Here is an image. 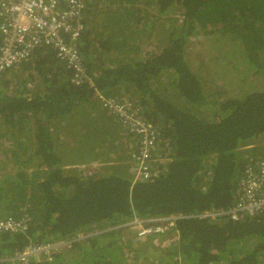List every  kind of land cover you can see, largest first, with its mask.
Returning <instances> with one entry per match:
<instances>
[{"label": "trees", "instance_id": "16d2710c", "mask_svg": "<svg viewBox=\"0 0 264 264\" xmlns=\"http://www.w3.org/2000/svg\"><path fill=\"white\" fill-rule=\"evenodd\" d=\"M84 3L77 47L90 83L74 84L45 48L0 75V217L27 219L24 231L0 234V264H16L28 244L71 240L26 264H264V211L181 218L142 239L118 228L229 210L245 169L264 162V0ZM206 57L218 74L211 81L199 65ZM98 95L131 103L156 127L160 159L148 176L133 178L138 143L127 132L122 142L119 123L101 139L66 141ZM69 159L102 163L81 170Z\"/></svg>", "mask_w": 264, "mask_h": 264}, {"label": "built area", "instance_id": "2783aa9c", "mask_svg": "<svg viewBox=\"0 0 264 264\" xmlns=\"http://www.w3.org/2000/svg\"><path fill=\"white\" fill-rule=\"evenodd\" d=\"M84 0H0V75L28 61L40 48L51 50L55 57L72 73L76 85L90 83L77 42L84 30ZM102 107L116 118L127 133L136 138L138 150L133 157L130 171L135 179L148 176L152 164L159 161L156 127L137 114L131 103H122L112 97H101ZM101 164L79 166V169L96 168ZM78 168V166H76ZM264 211V162L251 165L244 171L234 206L226 211L205 212L199 216H172L132 221L119 226L134 238L163 234L181 218L226 217L238 221L242 217H254ZM27 219L0 217V234L22 232ZM81 240L83 237L78 236ZM74 241H77L75 239ZM73 241H60L42 245L28 244L10 261L26 264L41 254L67 249Z\"/></svg>", "mask_w": 264, "mask_h": 264}, {"label": "crops", "instance_id": "0c3cea01", "mask_svg": "<svg viewBox=\"0 0 264 264\" xmlns=\"http://www.w3.org/2000/svg\"><path fill=\"white\" fill-rule=\"evenodd\" d=\"M83 25H84V21H83ZM101 97H104V96L98 95V97H95V99H94L95 100L94 104H97L96 106H98L97 111L99 113V116L96 115V113L92 109L88 108L89 112L85 110L87 112L86 113L87 117H85V119H84V128L82 129V131H80V133H77V131H73L71 133H66L68 135L70 134L68 136V138L66 139V141L71 143V146L74 145L73 142H76V141L79 142L81 140V138L83 140L86 138L93 139V136H96L98 139H101L100 135H101V133H103V131H105V128L108 127V124H110V121L114 122L115 124L118 123L117 120L115 119V117H113V119L107 120L106 117L104 116V114L101 112L100 108H103L102 102H101ZM85 108H87V107H83L82 109H85ZM103 116L105 117V119H102ZM119 130L124 131L126 133V131L122 127H119ZM79 136H80V138H79ZM20 137H21V135H20ZM120 137H121L122 142L125 141L124 134L120 133ZM128 141H129V139H128ZM129 142H131V141H129ZM114 143L116 145L117 140H115ZM109 155H110V157L115 156L114 154H112V155L109 154ZM64 156H66V154ZM64 162L66 164L69 163V164L73 165V166L69 165L68 168H75L76 166L83 165V163H80L77 160H72V159L66 160ZM92 163L101 164L102 162L95 160ZM29 171H31V170H29Z\"/></svg>", "mask_w": 264, "mask_h": 264}, {"label": "rangeland", "instance_id": "374dc122", "mask_svg": "<svg viewBox=\"0 0 264 264\" xmlns=\"http://www.w3.org/2000/svg\"><path fill=\"white\" fill-rule=\"evenodd\" d=\"M141 8L142 9H144V10H146V8L147 7H145V6H141ZM98 11V10H97ZM116 10H112V13L113 12H115ZM101 14V17L102 18H107V15L105 14V13H100ZM110 17H111V15H110ZM169 17H173L174 19H179L180 18V16H179V13L178 14H176V13H172L171 15H169ZM89 24L90 25H92V26H94V27H96V28H98V30H99V33L102 31V26H103V23L100 25V26H95L94 24H93V17H90V22H89ZM159 29H160V27L158 26V24L156 25V28H155V30H156V32H154L155 34H157L158 33V31H159ZM146 30V29H145ZM147 32H149L148 30L145 32V33H147ZM143 37H145V34L143 35ZM161 39V37L159 36V38H157V39H153V41H154V43H153V46H154V44H155V47L157 46V47H159L158 45H161L162 44V42H164V41H162V40H160ZM152 41V40H151ZM146 42H147V39H145V38H143V42H142V44L141 45H145V46H147L146 45ZM150 46H148L147 47V49L149 48ZM153 49V48H152ZM152 51V50H151ZM190 53V54H189ZM188 54H189V56L191 57V55L192 56H194L195 55V51H190ZM203 61H204V63L205 64H199L200 65V67L202 68V74H206V76H208V78L210 79V81L213 79V78H215V77H217V75L216 76H214V77H211V74H214L215 73V69L214 68H212L211 69V63H212V59H211V62H210V58H203ZM212 64H214V63H212ZM16 69V68H15ZM14 68L12 69V70H15ZM224 83H225V80H224ZM211 87H212V85H210ZM253 86H255V84L253 85ZM225 90H228L229 92L227 93V95H231V94H233L234 92H235V90L234 89H226V84H225ZM227 92V91H226ZM97 108H98V106H95V105H93V111H96L97 110ZM100 110H101V112L104 114V116L106 117V119L107 120H109V119H113V116L112 115H110L106 110H104L103 108H100ZM83 112V111H82ZM84 113V112H83ZM121 134H124V131H121ZM127 138H129L128 137V134H127ZM9 142V141H8ZM116 145H118V144H116ZM6 149L7 150H9L10 149V147H11V143H7L6 142ZM264 157V156H263ZM78 169H79V166H78ZM123 234L125 235L124 237L125 238H127V239H133L134 238V236H133V234L130 232V233H126V232H123ZM136 242V241H135ZM137 243V242H136ZM151 254V253H150Z\"/></svg>", "mask_w": 264, "mask_h": 264}]
</instances>
